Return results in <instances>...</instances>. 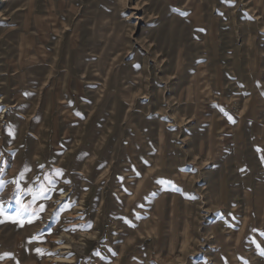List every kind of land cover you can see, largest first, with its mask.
I'll use <instances>...</instances> for the list:
<instances>
[{
    "label": "rangeland",
    "instance_id": "obj_1",
    "mask_svg": "<svg viewBox=\"0 0 264 264\" xmlns=\"http://www.w3.org/2000/svg\"><path fill=\"white\" fill-rule=\"evenodd\" d=\"M0 13V264H264V0Z\"/></svg>",
    "mask_w": 264,
    "mask_h": 264
},
{
    "label": "snow or ice",
    "instance_id": "obj_2",
    "mask_svg": "<svg viewBox=\"0 0 264 264\" xmlns=\"http://www.w3.org/2000/svg\"><path fill=\"white\" fill-rule=\"evenodd\" d=\"M161 183H163V181H161ZM261 254L264 255V252H262Z\"/></svg>",
    "mask_w": 264,
    "mask_h": 264
},
{
    "label": "bare ground",
    "instance_id": "obj_3",
    "mask_svg": "<svg viewBox=\"0 0 264 264\" xmlns=\"http://www.w3.org/2000/svg\"><path fill=\"white\" fill-rule=\"evenodd\" d=\"M0 17H1V13H0Z\"/></svg>",
    "mask_w": 264,
    "mask_h": 264
}]
</instances>
